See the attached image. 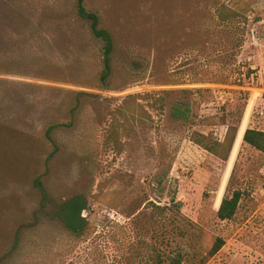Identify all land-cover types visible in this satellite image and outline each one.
<instances>
[{"label": "rangeland", "instance_id": "obj_1", "mask_svg": "<svg viewBox=\"0 0 264 264\" xmlns=\"http://www.w3.org/2000/svg\"><path fill=\"white\" fill-rule=\"evenodd\" d=\"M75 1L0 0V43L22 42L0 57L12 71L0 73V264H155L178 251L199 264L217 237L205 264H264V153L236 139L225 161L196 141H224L240 116L238 132L264 131V0H86L116 41L107 87L102 42L75 21ZM74 91L99 96L55 129L51 157L44 129L70 122ZM74 193L88 198L82 236L52 215Z\"/></svg>", "mask_w": 264, "mask_h": 264}, {"label": "trees", "instance_id": "obj_2", "mask_svg": "<svg viewBox=\"0 0 264 264\" xmlns=\"http://www.w3.org/2000/svg\"><path fill=\"white\" fill-rule=\"evenodd\" d=\"M73 13L75 21L80 24L81 27L85 28L88 34L92 35L95 39L102 42V69L99 73L98 80L101 86L107 87L114 75V52L116 48L114 35L109 29L102 26L100 15L97 12L87 8L86 0H76ZM220 16L224 17V14L220 12ZM228 16H239V13L236 11H232V13L228 14ZM224 19L226 18H223V20ZM13 34H10L2 39L0 44L5 45V47L0 48V57H6L7 55H13V57H17V50H20V45L22 44V42L14 39ZM2 72L12 73V71H6V69L0 68V73ZM5 80L6 79L3 78L0 79V81ZM74 94V102L68 110V113L70 115V122H53L44 129L45 139L54 147L50 154L51 157H53L59 150V145L57 144V141L54 137L55 129H58L59 126H73L75 124L76 116L80 111L79 109L82 105V100L87 96H99L95 93H88L87 91H74ZM173 114L179 119H188L189 108L185 106H176ZM242 117L243 116H240L234 123L228 124L227 134L224 141L216 138L211 140L205 133H198L199 135L196 138L197 143H199L206 150L217 155L221 159L225 161L229 160L235 141L237 139L236 137H238L237 134L239 133L238 131L242 122ZM243 140L245 143L264 153L263 130L247 128L245 130ZM35 184L39 187L43 194V208L39 209V211L37 212V215H40V212H44V208L48 206L49 193L41 177H38L35 180ZM241 196L242 192L238 189L234 190L231 195H225L218 209V217L222 220L233 219L239 208ZM87 205L88 198L84 193H74L67 198L57 202L54 206L52 215L55 218L59 219L73 235L82 236L89 226L88 219L84 214L85 210L87 209ZM175 207L178 208L179 204L176 203ZM189 222V224H191L190 220ZM179 233L181 234V236H186V228L181 229ZM225 243L226 242L223 237H217L207 252L199 255L197 254L196 249L194 255L192 256L198 260L199 264H205L210 260V258L215 256L222 249ZM185 256L186 253H184L183 251H178L170 256H164L162 253H160L157 256L155 264H183Z\"/></svg>", "mask_w": 264, "mask_h": 264}, {"label": "bare ground", "instance_id": "obj_3", "mask_svg": "<svg viewBox=\"0 0 264 264\" xmlns=\"http://www.w3.org/2000/svg\"><path fill=\"white\" fill-rule=\"evenodd\" d=\"M243 136H244V132L241 130V131L239 132V134H238V138H237V140H238V141H243Z\"/></svg>", "mask_w": 264, "mask_h": 264}, {"label": "crops", "instance_id": "obj_4", "mask_svg": "<svg viewBox=\"0 0 264 264\" xmlns=\"http://www.w3.org/2000/svg\"><path fill=\"white\" fill-rule=\"evenodd\" d=\"M238 135V134H237ZM237 138V137H236ZM236 142V141H235ZM235 145V144H234Z\"/></svg>", "mask_w": 264, "mask_h": 264}]
</instances>
